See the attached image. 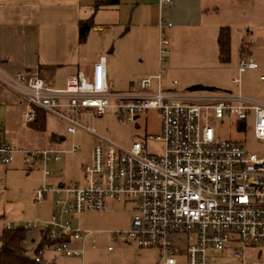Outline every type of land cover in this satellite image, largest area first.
I'll return each mask as SVG.
<instances>
[{
	"label": "built area",
	"instance_id": "obj_1",
	"mask_svg": "<svg viewBox=\"0 0 264 264\" xmlns=\"http://www.w3.org/2000/svg\"><path fill=\"white\" fill-rule=\"evenodd\" d=\"M172 3L160 0L159 7ZM172 26L161 18L158 73L126 91L113 89L105 56L90 73L70 76L62 89L48 85L38 65L15 74L0 67V83L27 107V124L43 112L63 122L70 136L86 134L97 140L92 162L84 166V184L48 182L53 175L50 163L61 162L79 146L22 152L29 171L38 164L43 167L45 180L36 203L52 198L50 218L23 227L54 242L49 247L62 257L84 258L96 233L75 220L84 213L104 212L114 202L131 206V227L106 233L113 241L158 250L162 264H179L181 249L187 264H264V157L216 132L217 123L235 119L242 124L240 130H252L264 141V102L228 91L179 90L176 80L172 88L165 87L172 50L164 30ZM258 69L254 60L243 59L233 84L240 85L242 74ZM260 81L264 83V75ZM148 109L158 112L160 133L128 147L104 138L87 122L112 111L121 123H135ZM149 141L161 144V151L150 152ZM15 153L12 146L0 145V164L10 165Z\"/></svg>",
	"mask_w": 264,
	"mask_h": 264
},
{
	"label": "rangeland",
	"instance_id": "obj_2",
	"mask_svg": "<svg viewBox=\"0 0 264 264\" xmlns=\"http://www.w3.org/2000/svg\"><path fill=\"white\" fill-rule=\"evenodd\" d=\"M96 23L102 24L105 28H111V31L107 32L105 28L102 31L93 29L85 42H79L76 27L72 30L71 25L67 24L68 29L62 28L65 33L56 36L50 32V29L62 32L59 26L54 28L58 24L42 22L39 32L26 36L22 40L23 46L18 40H13L11 44L8 41L7 46L19 52L17 55L20 57H38L48 70L45 74L48 85L51 84L49 75L52 73L57 74V80H62L67 73L92 68L102 55L108 60L110 72L115 71L117 76L119 65L113 49L122 51L124 48L130 56L132 80L135 83L140 82L145 73L140 66L144 59L139 46L140 31L134 30L129 39H123L128 33V24H120L107 11H103L98 16ZM96 23L94 20L95 25ZM172 33L173 31L169 34L165 33V36L173 43L174 56H179L182 50L181 43L179 39L173 38ZM73 34H76L75 45L69 44ZM243 37L242 33H235L232 61L226 66L212 62V58L217 55L215 45L213 49L211 46L208 47L206 61L194 60L188 64L186 72L190 75L191 83H202L220 91L242 93L246 97L264 101V83L260 81V77L264 75L263 70L247 71L240 76V85L233 84V80L238 77ZM189 41L193 44L190 49L194 50L197 46L196 42L199 41L194 38ZM246 42L252 44L253 60L258 65L264 66V39L252 43L253 39L247 38ZM181 85L191 84L182 82ZM116 90L126 91L128 87L123 84ZM26 110L27 107L23 100L0 83V145H10L17 151L12 156L10 165L0 164V180L3 182L0 184V234L9 224L15 227L24 226L27 222L47 220L51 215V197L42 205H38L35 201L36 193L44 183L43 167L38 164L29 171L24 164L22 152L42 151L51 147L58 150H70L73 144L79 146L80 149L75 153L64 154L61 162L49 165L53 173L49 178V183L56 184L60 181L66 185H74L84 184V166L91 164L92 154L97 145V140L92 136L86 134L70 136L67 134L65 124L52 116L46 115L44 130L33 129L24 121L23 115ZM87 122L97 130L98 134L123 147H128L136 141L144 142L145 137L156 136L161 129L160 116L153 109L143 111L135 123H121L114 117L112 111L102 117L87 119ZM241 126L239 121L231 119L223 124L217 123L216 132L223 140L238 142L248 151L264 157V141L257 140L252 130H240ZM161 149V144L149 141L148 150L150 152L158 153ZM132 215L131 206L113 202L108 203L105 212L84 213L75 220V223L85 230L96 233L93 239L98 240L97 248L92 249L90 245L92 242H89L84 259H67L64 263H62V256L56 254L52 247L47 249L48 256L58 259L56 264H159L160 254L157 251L128 248L115 255L107 252L110 236L103 232L126 230L130 226ZM37 236H39L37 231H30L27 235L25 246L31 255L34 253L32 237ZM75 248H80V246H75ZM179 264H187L184 249H181ZM221 264L239 263L229 260Z\"/></svg>",
	"mask_w": 264,
	"mask_h": 264
},
{
	"label": "crops",
	"instance_id": "obj_3",
	"mask_svg": "<svg viewBox=\"0 0 264 264\" xmlns=\"http://www.w3.org/2000/svg\"><path fill=\"white\" fill-rule=\"evenodd\" d=\"M99 1L104 0H0L1 69L9 74H15L38 65L42 69L43 78L47 82L45 74L48 70H46L40 59L38 57L25 58L23 56H18L17 54H19V52H16V50H12L7 46L8 41L9 44H11L13 43V40H18L23 46L24 43L22 40L26 36L39 32L41 29L40 23L42 22L56 23L58 25L54 28L59 26L60 29H68L69 27L67 24H70L72 30H74V27L78 29L79 36L80 22L93 19V22L95 20L96 23V19H98V16L103 11L110 12L112 17L120 22V24H128V33L125 35L126 38L124 37L123 39H129L134 30L140 31L139 46L140 51L144 55V59H142L140 66L141 69L145 71L142 79L154 76L159 71L158 45L160 39L159 22L161 18H164L167 22L173 24L171 28H165L164 34H169L173 31L172 36L173 38L175 37L176 40H180L179 42L181 43L182 50L179 56H174V51L172 49L173 43L169 38L172 54L166 65L167 70L164 73V83L167 88H172V82L174 80L178 82L176 88L179 90L191 89L192 87L199 85L209 87L202 83H191L190 75L186 72L188 71L187 66L194 62V60L198 62L206 61L207 49L209 46L213 49L214 45L216 46L217 55L212 58V62L215 61L220 65H223L219 61L218 46V37L221 28H230L232 45L235 33L243 34L244 37L241 48L244 46L247 52L245 56H242L240 51L241 61L243 59L253 60L252 44L246 42L247 38L253 39L252 43L256 40L264 39V0H172L173 3L163 10L159 7L160 0H120V3L116 6H103L97 8L96 4ZM87 16L90 17L85 19ZM104 28L105 27L102 24L96 23V25L94 24L93 29L102 31ZM93 29L91 31H93ZM105 29L107 32L111 31V28L109 27ZM50 32L56 36L65 33L63 29L62 32L56 29H50ZM26 33L28 35H26ZM193 38L197 39L199 42H196L197 46H195L194 50H191L190 46L193 44L189 40ZM78 39L80 42V38ZM71 40L72 41L69 44L75 45L76 34L71 35ZM113 54L117 56L119 68L117 76L115 75V71L110 72L109 63L106 58L109 69V81L114 90H116L118 86H123V84L127 86L129 90L131 87L139 83H135L132 80L129 53L122 48V51H116V49H113ZM92 68H83L78 69L76 72L67 73L63 76L62 80H57V74L52 73L49 75L51 82L50 86L56 89H62L66 86V82L70 76L76 74L78 71L90 73ZM261 70L264 71V66L259 65V69L256 71ZM182 82L191 85H181ZM209 88L219 90L215 87ZM58 183L62 182L59 181ZM133 215L130 219L131 222ZM131 222L129 228L131 227ZM41 240L42 236L40 234L37 237H32L33 251L38 248ZM94 240V244L91 243L92 241L90 242L92 249H96L98 246V240ZM25 242L24 247L29 252V249L25 246ZM75 246L80 245L75 244ZM110 246L114 247L112 251L108 250V247ZM128 248L133 249L139 247L113 241L110 237L107 252L115 255V253H122ZM47 249L48 247L44 250L42 261L45 264H56L58 259L48 256L49 252ZM145 250L157 251L159 254V251L156 249ZM73 258L77 257H62V263L65 262L64 260ZM158 263L162 264L160 259Z\"/></svg>",
	"mask_w": 264,
	"mask_h": 264
},
{
	"label": "trees",
	"instance_id": "obj_4",
	"mask_svg": "<svg viewBox=\"0 0 264 264\" xmlns=\"http://www.w3.org/2000/svg\"><path fill=\"white\" fill-rule=\"evenodd\" d=\"M120 0H104L97 2V8L103 6H116ZM94 28L93 19L81 21L79 25V38L80 42H85L90 31ZM219 46V61L223 65L230 64L232 57V39L231 30L228 27L220 29L218 37ZM247 50L243 46L241 48L242 56H245ZM191 89L195 90H214L213 88L204 86H194ZM46 114L38 112L37 121L29 125L36 130L45 129ZM29 231L23 226L8 229L7 227L0 234V264H45L42 261L44 250L52 246L54 242L42 238L38 248L34 251L33 255L24 247V242L27 239ZM40 258V262L37 261Z\"/></svg>",
	"mask_w": 264,
	"mask_h": 264
}]
</instances>
